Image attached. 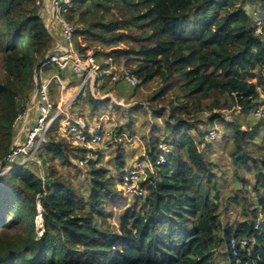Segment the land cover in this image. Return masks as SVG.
<instances>
[{
    "label": "trees",
    "instance_id": "16d2710c",
    "mask_svg": "<svg viewBox=\"0 0 264 264\" xmlns=\"http://www.w3.org/2000/svg\"><path fill=\"white\" fill-rule=\"evenodd\" d=\"M38 1L0 0V163L13 145L15 120L25 110L22 100L35 88L33 68L54 45ZM257 2L73 1L66 17L75 26L77 48L93 50L99 59L112 56L125 67L137 61L128 68L142 83H157L146 96L147 107L151 117L163 120L167 134L156 136L153 129L146 137V155L138 159L149 164L140 181L145 193L133 195L132 205L118 216L115 209L125 195L101 155L84 163L85 186L75 185L54 165L45 179L26 165L1 174L0 264H219L218 258L226 264H264V154L253 150L264 116L245 129L237 118L225 116L264 107V36L256 33L248 9L258 4L264 13V0ZM89 92L86 85L76 100L89 95L96 114L108 100L97 101ZM132 111L125 124L129 129L135 122ZM216 121L236 131L231 157L241 197L223 193L218 165L201 149L209 142L200 125ZM124 128L118 127L115 135ZM57 129L55 124L47 132L39 155L53 164L71 165V154L85 159L63 135L55 138ZM117 144V168L130 170L123 144ZM163 153L165 161L159 162ZM248 170L255 175L254 207L245 196ZM239 205L244 206L242 220H227L230 206Z\"/></svg>",
    "mask_w": 264,
    "mask_h": 264
},
{
    "label": "rangeland",
    "instance_id": "374dc122",
    "mask_svg": "<svg viewBox=\"0 0 264 264\" xmlns=\"http://www.w3.org/2000/svg\"><path fill=\"white\" fill-rule=\"evenodd\" d=\"M74 1V0H73ZM259 2V0H256ZM257 2V3H258ZM41 16L44 19L45 23H47L50 20V14L46 7L48 6V3L45 5L41 4ZM46 6V7H45ZM73 8V7H72ZM259 5L258 4H249L248 9L253 15L255 19H258L260 17L264 16V13L260 10H258ZM74 25V24H73ZM55 31H57V34L53 31V35L55 36V39L61 38L58 30L55 28ZM84 40V39H83ZM54 46V45H53ZM93 51V50H92ZM101 56V55H100ZM104 56H101L100 60H102ZM138 64L137 61H133L131 63L130 68L133 66H136ZM127 68V67H126ZM3 74V63H2V56L0 55V76ZM82 75L81 73L76 75L78 78L74 77V83H73V93L76 90H79L80 85L83 82V78H80L79 76ZM157 83L155 81H151L147 84L140 83L138 86H130L123 82L122 80H117L116 83L112 80L105 81L101 85V87L98 89L97 93V99L98 101H104L108 100L105 103H102L98 112L96 114H92V108L90 106V100L89 95H84L81 100H74L73 102V112H77L79 114H82L86 116L90 124H97L98 126L101 125L102 127H109L113 129H117L118 127H125L123 129L124 134L123 138L121 140L111 139L110 143V149H102L101 145H96L94 143H75L70 137H67L64 135V138L67 139V141L72 144L79 151H81L83 154H85V159H75L73 154L70 155V162L71 165L62 163L60 160H57L55 164L51 162L50 159H46L45 157H42L39 155V151L37 152H28L27 155L23 157V159L19 160V162L15 165L9 164L4 173H8L11 170H14L17 167L20 166H28L35 172H37L38 176L42 179H45L47 173L50 171L51 166L54 165L55 169L58 172H62L64 177L70 178L71 181L77 185V186H85L86 185V169L83 167L84 163L88 161V159H97L99 155L102 156V163L104 166L109 170L110 175L114 176L117 179V185L119 189H121L124 193V200H122V203L120 207L115 209L116 215H120L126 207L132 205L133 203V197L131 194L127 193L124 189V176L129 171L127 169L119 170L117 168L116 162H115V148L117 147V143H122V147L124 148L125 157L128 160L127 163L135 164L138 162L139 158H143L146 155V142L148 136H151L150 132L151 130H155L156 136L166 135V125L164 124L163 120L161 118H158L154 115L151 117V111L148 109L147 105H149L148 100L146 99V96L149 94H152L156 90ZM93 90L97 91V88L92 87ZM88 91V86L85 89V92ZM262 91V89H261ZM91 94V89L90 92ZM101 93V95H100ZM80 94V93H79ZM111 95H114V98L116 100L112 99ZM79 96V95H78ZM264 97V94L262 95ZM137 106H141L142 108H138ZM117 108V109H116ZM133 109V116H134V124L132 129H129L126 127V122L129 120V114L130 111ZM256 109L250 110L248 113H235L236 115L230 116L228 113L225 115L227 120H233V118H237L242 124L243 129H245L249 125H253L255 122L258 121L256 116H254V111ZM264 110V109H262ZM205 120L206 118H202ZM21 125L18 127V130L15 132L18 133ZM200 130L207 132L206 139L209 143L206 144L207 147L202 146L201 149L204 152L205 156L215 162L218 165L217 171L218 174L223 178L222 179V186H223V193L226 192L227 196L234 195V192H237L238 195L241 197L244 195L243 191L241 190L242 183L239 177L237 176L236 172L238 170V167L234 164L233 159L231 157L232 153L234 152L233 148V139L236 134V131L232 128H229L221 121H216L214 125H200ZM211 130L216 131V136L213 137L209 132ZM191 132L195 134V130L192 129ZM53 135H55L56 139L60 138L62 136V133L59 129L57 131L53 132ZM147 137V138H146ZM146 138V139H145ZM48 140L44 138L42 141V144L39 148L45 143H47ZM254 144L253 150L255 148V151L257 152L256 155L262 156L261 154H264V129L261 130V132L254 138ZM257 146H259L257 148ZM252 149V148H251ZM261 153V154H260ZM129 165L127 167H129ZM149 167V164L145 163ZM2 173V174H4ZM1 175V174H0ZM147 176V171L145 169V172L142 174V179L144 180ZM244 178L248 181L247 185H245L244 189H248V193L245 194V196H248L252 199L253 205L251 203L250 207H254L258 203V196L256 191L254 190L253 186L255 183V175L253 171H246ZM225 188V189H224ZM263 192V190H262ZM257 196V197H256ZM242 204V203H241ZM243 205H239L237 207H231L229 208L227 215V220L230 221H237L242 220L243 214L241 213L243 209ZM116 216V218H117ZM38 222V220H37ZM38 225V224H37ZM39 233L41 231L38 230ZM221 252V251H219ZM219 264H226V261L222 258H218Z\"/></svg>",
    "mask_w": 264,
    "mask_h": 264
},
{
    "label": "built area",
    "instance_id": "2783aa9c",
    "mask_svg": "<svg viewBox=\"0 0 264 264\" xmlns=\"http://www.w3.org/2000/svg\"><path fill=\"white\" fill-rule=\"evenodd\" d=\"M48 6L45 8L50 14V20L46 23L47 28L54 38V24L58 26L61 33V39H55V44L42 59H40L33 68L35 88L29 99H23L25 105L24 112L20 113L15 120V127L21 125L16 137L14 136L13 145L6 158L2 161L5 168L0 174L5 172L9 164H17L28 152H37L44 140L47 132L53 125L58 124V129L62 135L70 137L75 143H94L101 145L102 149H110L111 139L121 140L123 134L115 135V129L102 127L97 124H90L88 118L82 114L72 111L74 100L82 89L89 85L91 93L97 99L98 89L107 79L110 81L122 80L130 86H138L141 81L139 76L130 68L118 65L112 56L100 60L92 50L83 53L75 42V26L67 20L66 14L73 7V0H39L38 4ZM256 33L264 36V16L256 19ZM83 78V82L74 94L67 97L65 92L73 86L74 77ZM66 74L70 82L66 81ZM92 87L97 88V91ZM58 99L57 103L52 98L51 91ZM64 91V93H63ZM101 95V93H100ZM112 99L114 95H111ZM264 107L254 111V116L260 119L264 116ZM36 112V113H35ZM210 134L215 137L216 131L211 130ZM161 147L167 151L166 145ZM166 154L160 156L159 162L165 161ZM84 160V159H83ZM146 166L143 162L133 164L129 172L124 176V189L127 193L141 196L145 193L140 185L142 174ZM243 244L247 241L243 240ZM236 254L237 242L232 243Z\"/></svg>",
    "mask_w": 264,
    "mask_h": 264
},
{
    "label": "water",
    "instance_id": "95a60500",
    "mask_svg": "<svg viewBox=\"0 0 264 264\" xmlns=\"http://www.w3.org/2000/svg\"><path fill=\"white\" fill-rule=\"evenodd\" d=\"M3 164H4V162H2V165ZM38 209H39V216L37 217L38 230L42 231L43 230V226H42L43 218H42V215H41L42 207H41L40 203H39Z\"/></svg>",
    "mask_w": 264,
    "mask_h": 264
},
{
    "label": "crops",
    "instance_id": "0c3cea01",
    "mask_svg": "<svg viewBox=\"0 0 264 264\" xmlns=\"http://www.w3.org/2000/svg\"><path fill=\"white\" fill-rule=\"evenodd\" d=\"M43 16V15H42ZM55 28L58 30V33H59V35H60V37H61V33H60V29L58 28V26L57 25H55L54 24V28H52V30L57 34V31H55ZM59 39H61V38H59ZM65 75V79H66V81H68V82H70V79L71 78H69L66 74H64ZM74 86H76V85H74ZM74 86H71V89H74L73 87ZM70 89V88H69ZM73 91V90H72ZM76 91H74L73 93H71L69 96H67V97H70L72 94H74ZM63 93H64V91H63ZM65 94H66V92H65Z\"/></svg>",
    "mask_w": 264,
    "mask_h": 264
},
{
    "label": "bare ground",
    "instance_id": "6f19581e",
    "mask_svg": "<svg viewBox=\"0 0 264 264\" xmlns=\"http://www.w3.org/2000/svg\"><path fill=\"white\" fill-rule=\"evenodd\" d=\"M72 90L73 89L70 88L69 91L66 93V96H69L71 94Z\"/></svg>",
    "mask_w": 264,
    "mask_h": 264
}]
</instances>
